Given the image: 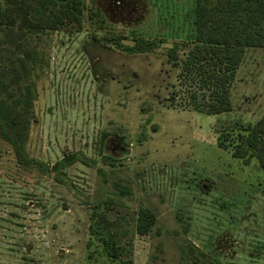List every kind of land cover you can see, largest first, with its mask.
Wrapping results in <instances>:
<instances>
[{
    "label": "rangeland",
    "instance_id": "rangeland-1",
    "mask_svg": "<svg viewBox=\"0 0 264 264\" xmlns=\"http://www.w3.org/2000/svg\"><path fill=\"white\" fill-rule=\"evenodd\" d=\"M112 1L86 0L75 29L0 37L7 79V64L28 68L15 90L34 99L29 157L49 167L77 157L45 174L19 165L0 137V264H264L263 173L219 145L264 114V50L248 52L231 113L183 111L172 103L180 83L169 54L187 53L196 0H126L139 6L132 14L114 12ZM107 36L158 47L131 54ZM143 209L157 217L148 235L136 230ZM96 211L117 231L120 259L91 236Z\"/></svg>",
    "mask_w": 264,
    "mask_h": 264
},
{
    "label": "trees",
    "instance_id": "trees-1",
    "mask_svg": "<svg viewBox=\"0 0 264 264\" xmlns=\"http://www.w3.org/2000/svg\"><path fill=\"white\" fill-rule=\"evenodd\" d=\"M92 2L93 20L103 27L104 15L95 1ZM85 10L86 0H0V37L12 39L16 32L38 35L75 29L81 27ZM194 25V38L187 53L181 57L174 49L169 54L174 68L179 71L180 83L175 92L177 99L172 103L180 110H195L208 116L229 114L233 111L232 87L248 52L264 50V0H196ZM111 38L105 39L131 54L149 53L158 47L156 42L142 38L134 39L132 46L124 45L123 38L113 37L116 41ZM21 62L19 68L16 61L7 64L8 79L0 71V137L11 146L19 165L38 167L45 174L62 173L77 162L75 155L65 156L52 167L28 155V116L34 99L29 92L17 96L15 86L26 79L28 71L24 61ZM219 140L220 147L233 149L235 159L245 164L256 159L264 176V114L237 139L225 134ZM121 190L124 195L125 191L130 194L125 187ZM112 203L113 200L100 203L95 209L106 206L109 210ZM156 222L154 213L141 210L138 234L148 235ZM90 234L109 258L120 259L118 233L105 214L94 213Z\"/></svg>",
    "mask_w": 264,
    "mask_h": 264
},
{
    "label": "flooded vegetation",
    "instance_id": "flooded-vegetation-1",
    "mask_svg": "<svg viewBox=\"0 0 264 264\" xmlns=\"http://www.w3.org/2000/svg\"><path fill=\"white\" fill-rule=\"evenodd\" d=\"M112 4H113V8L115 10L114 12H117V13L125 12L130 7V5H127V1L126 0H113ZM137 8L139 9L138 5L132 6L131 8H129V13L132 14L133 10H135V12L137 13L138 12Z\"/></svg>",
    "mask_w": 264,
    "mask_h": 264
}]
</instances>
